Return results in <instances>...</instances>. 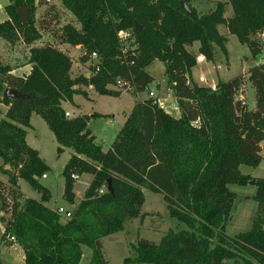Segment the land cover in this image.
Instances as JSON below:
<instances>
[{
  "label": "trees",
  "instance_id": "trees-1",
  "mask_svg": "<svg viewBox=\"0 0 264 264\" xmlns=\"http://www.w3.org/2000/svg\"><path fill=\"white\" fill-rule=\"evenodd\" d=\"M185 1L189 14L175 0H59L61 10L51 5L39 16L44 0L37 6L34 0H8L3 8L0 38L6 45L32 46L48 36L30 48L28 73L15 75L0 61V104L6 108L0 118V171L6 176V182L0 181V246H18L22 264H80L82 248L90 251L87 264H109L102 240L120 232L136 214L144 203L142 190L159 195L170 218L185 229L169 231L158 242L138 239L133 258L123 264H264V176L239 172L240 166L255 167L261 159L264 62L244 75L217 81L211 89L190 78L196 62L188 50L197 45L196 53L208 63H214L217 53L227 60L230 35L247 47L251 59L261 55L264 0H227L229 18L224 17L226 3L216 2L199 13L195 0ZM65 13L73 21L62 23ZM122 31L130 35L126 43L117 38ZM60 45L79 47V61L87 64L89 77L71 76L72 60ZM92 53L98 57V71L90 61ZM156 61L164 67L178 117L157 107L155 99L138 101L103 151L88 123L105 116H64L63 103L73 104L76 95L87 97L83 88L118 96L107 87L120 79L135 93L149 92L154 79L146 69ZM243 82L253 91L255 110L236 99ZM6 88L27 98H2ZM32 114L52 133L57 155L70 151L61 172L62 198L71 205L68 219L45 204L50 195L39 179L46 178L49 168L26 143ZM83 174L91 175V181L75 203L71 177ZM19 180L39 192L40 200L25 198ZM228 185L255 187L250 227L234 237L225 233L235 199Z\"/></svg>",
  "mask_w": 264,
  "mask_h": 264
},
{
  "label": "rangeland",
  "instance_id": "rangeland-1",
  "mask_svg": "<svg viewBox=\"0 0 264 264\" xmlns=\"http://www.w3.org/2000/svg\"><path fill=\"white\" fill-rule=\"evenodd\" d=\"M44 2V5L38 7L37 16H39L46 7L51 5L61 10L59 0H47ZM216 2L226 3L224 7L225 18L232 16V11L227 4V0H195L193 2V7H195L199 13H206L213 8ZM7 5L8 0H0V23L6 20L3 8ZM70 20L73 21L72 17L65 13L62 23H66ZM75 26L78 25L75 23ZM218 30L221 34H225L224 27L219 26ZM47 39V34H44L42 40L32 46L24 45L21 42L16 43L14 46H8L0 38V61L13 68L14 71H16L15 75L28 73L30 66L27 65L26 62L29 57L30 48L39 46V44L41 45ZM225 46L227 50V60L224 59L220 53H217L214 63H207L205 66L199 65L204 63H199L197 67L193 68V78L200 79L197 81L202 85H210L212 81L226 82L238 75H244L248 68L264 61V52L254 59H251L247 47L238 43L234 36L227 35ZM59 47L62 51H66L72 60L71 76L77 77L81 74L87 76L88 66L79 61L81 56L80 51L69 50L65 45H60ZM193 47L188 48V50L193 51L195 49ZM146 70L154 79L148 91H153L158 98H161L162 94L167 90L163 65L156 61L148 66ZM156 85H158V89L154 87ZM159 88L161 90H159ZM83 89L85 92L87 90L88 96L85 98L81 95H76L72 99L74 104L63 103L64 108L70 110L73 115L89 116L95 113L108 115L109 120L112 122L110 125H107L105 120H92L88 125L93 135H95L96 142L101 145L103 151H106L109 149L118 130L122 126L127 109L132 107L133 101L135 100L134 95L138 96L139 94L135 93L132 88L116 90L112 86H108L107 89L110 92L119 94L118 96H104L97 94L91 88ZM240 89L241 91L236 98H242L247 109L255 110L256 105L250 85L247 82H243ZM144 93V98H147V91ZM163 103L165 105V111L172 116L177 115V111L174 109V100L171 98V95H168V98ZM4 110V105L0 104V118L3 117ZM26 131L27 145L38 153L39 157L49 168V171L46 172V179H39V182L48 189L50 195L49 200L45 204L52 210L61 208L67 211L71 208V205L62 198L63 178L61 172L64 164L68 160L70 151L65 149L61 154H56L58 145L45 122L37 115H31L30 128ZM260 147L261 159L257 166H240L239 172L241 174L249 175L254 178L264 176V138L260 143ZM2 167L3 163L0 159V168ZM0 181L6 182V176L2 174L1 171ZM90 181L91 175L89 174H83L74 181L72 191L75 203L82 200L83 194ZM18 184L25 198L40 200L41 194L33 190L28 183L19 180ZM228 190L235 195V199L225 223V233L229 237H234L239 233L246 232L250 227L251 219L256 208V204L252 199L255 194V187L252 185H228ZM142 191L144 194V203L137 209L136 214L124 221L123 228L120 232L109 235L102 240L103 253L109 264H123L124 259L131 260L133 258V246L136 245L140 238L158 242L169 231L185 229L182 224L170 218L166 206L159 195L152 194L146 190ZM82 255L80 264H87L90 251L82 248ZM126 264L132 263L128 262Z\"/></svg>",
  "mask_w": 264,
  "mask_h": 264
},
{
  "label": "crops",
  "instance_id": "crops-1",
  "mask_svg": "<svg viewBox=\"0 0 264 264\" xmlns=\"http://www.w3.org/2000/svg\"><path fill=\"white\" fill-rule=\"evenodd\" d=\"M195 47H193V48H195L194 50H193V52L195 53V54H197L196 53V50H197V45H194ZM68 49V48H67ZM69 50H72V51H77V52H79L80 51V49H79V47H76V48H69ZM68 56H69V54H68ZM264 61H262L261 63H259V64H262ZM208 63V62H207ZM206 63V64H207ZM206 64H199V65H203V66H205ZM198 66V63L196 64V66L195 67H197ZM193 70V69H192ZM192 70H191V72H190V78L192 79V81L193 82H195L197 85H199V86H205V87H210L211 85H215L217 82H211V84L210 85H202L199 81H197V80H200V79H196V78H193V76H192ZM16 71H14V73H15ZM24 74H26V73H24ZM165 86H166V82H165ZM164 86V87H165ZM88 88H90V87H88ZM159 90H161L160 88H159ZM150 91V90H149ZM86 93H87V96H88V92H87V90H86ZM168 95H171V98L174 100V103H175V99H174V97L172 96V94H171V92L169 91V90H166V92L164 93V94H162V97L160 98L159 97V99L161 100V102H162V105H163V107L161 108L164 112H166L167 114H169L167 111H165V105H164V101L168 98ZM135 97V100L133 101V105L135 104V103H137L138 101H141V100H143V99H145L144 98V96H145V93H139V95L137 96V95H134ZM73 103V102H72ZM74 104V103H73ZM133 105H132V107H133ZM132 107H129L128 109H127V113L124 115V118L126 119V117H127V115L130 113V111H131V109H132ZM62 108H63V110H64V112L65 113H68L69 114V116H71V117H75V116H78V115H73L72 114V112L70 111V110H68L67 108H64V105H62ZM6 109V108H5ZM5 111V110H4ZM176 111H177V115L175 116L174 115V117H178L179 116V112H178V109L176 108ZM4 114V113H3ZM95 114H97V115H101V116H105L104 117V119L103 118H90V123L92 122V120H94V121H96V120H105L106 121V124L107 125H110L112 122H111V120H109V117H108V115H105V114H100V113H95ZM95 114H92V115H89V117H92L93 115H95ZM170 115V114H169ZM88 116V115H87ZM125 119H124V121H125ZM124 121H123V123H124ZM88 125H89V123H88ZM123 125V124H122ZM122 127V126H121ZM120 127V128H121ZM89 130H90V132H91V134L93 135V133H92V131H91V129H90V127H89ZM120 130V129H119ZM118 130V131H119ZM94 134H95V132H94ZM93 137H94V140H95V142H96V139H95V135H93ZM97 143V142H96ZM98 145H100L99 143H97ZM101 146V145H100ZM102 148V147H101ZM69 158V157H68ZM46 179V178H45ZM45 179H42V180H45ZM1 233H2V226H1V224H0V236H1ZM0 262L2 263V264H22L23 263V252L21 251V249L18 247V246H16V245H13V246H11V247H4V246H0Z\"/></svg>",
  "mask_w": 264,
  "mask_h": 264
},
{
  "label": "built area",
  "instance_id": "built-area-1",
  "mask_svg": "<svg viewBox=\"0 0 264 264\" xmlns=\"http://www.w3.org/2000/svg\"><path fill=\"white\" fill-rule=\"evenodd\" d=\"M129 37H130V35L126 31H122V32H119L117 34V38L119 39V42L120 43H126L127 40L129 39ZM260 42L264 46V35H261L260 36ZM89 58H90V61L93 62L92 63V66L95 67V71H98V57H97V55L95 53H92ZM195 62H196V64L197 63L198 64L199 63H204V64L207 63V61L205 60V58L203 56H201V55H198V54H195ZM87 77H89V73L87 74ZM113 88H115L116 90H121V89H127V88H131V87H130V85L127 82H124V81L118 79V80L115 81V84L113 85ZM210 88L211 89H214L215 88V85H211ZM147 97L152 98V99H155L154 103L160 109L163 107L161 100L158 97H156V95L154 94L153 91L147 92ZM236 99L242 105L245 104L244 101L242 100V98L239 97V98H236ZM176 108H177V105H176V103H174V109L176 110ZM64 116L66 118L70 117L68 113H65ZM192 124L194 126H197L198 125V122L195 121ZM42 178H45V176H43ZM71 178L74 179V180H76L77 179V176H72ZM100 193H102V191H100ZM55 212H56L57 215H59L63 219L70 218V212L69 211H64L61 208H58ZM10 240H12V238H10Z\"/></svg>",
  "mask_w": 264,
  "mask_h": 264
},
{
  "label": "water",
  "instance_id": "water-1",
  "mask_svg": "<svg viewBox=\"0 0 264 264\" xmlns=\"http://www.w3.org/2000/svg\"><path fill=\"white\" fill-rule=\"evenodd\" d=\"M44 1H47V0H44ZM175 1L179 3L181 9L185 13H187V14L190 13V9L188 8L185 0H175ZM39 2H40V0H34V6H37ZM1 97L2 98H6V99H12V100H18V101H20V100L26 99L27 98V95L22 94V93H20V92H18L16 90H12V89L6 88V89L3 90L2 94H1ZM5 169H7V168L5 167ZM107 190L109 192L111 190L109 184H107Z\"/></svg>",
  "mask_w": 264,
  "mask_h": 264
}]
</instances>
